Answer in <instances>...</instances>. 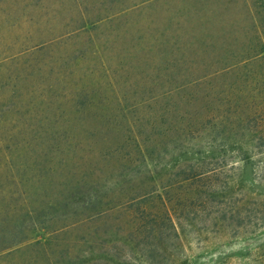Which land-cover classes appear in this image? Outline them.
Instances as JSON below:
<instances>
[{"label": "rangeland", "instance_id": "374dc122", "mask_svg": "<svg viewBox=\"0 0 264 264\" xmlns=\"http://www.w3.org/2000/svg\"><path fill=\"white\" fill-rule=\"evenodd\" d=\"M248 1L260 3L0 0V221L8 219L0 225L22 220L27 227L21 242L0 251V264L103 263V256L75 258L88 256V244H75L94 231L128 255L129 247L119 245L122 233L150 219L145 206L164 222L159 264H260L264 150L254 148L253 129L262 119L248 114L252 120L237 134L242 149L222 152L212 197H190L208 179L183 180L197 170L189 165L213 158L210 136L197 137L194 127L206 100L217 91L231 95L243 102V113L264 104L257 94L264 79L241 95L237 71L212 76L220 63L205 64L211 48L253 43ZM91 164L101 170L93 174L101 186L109 174L118 181L113 211L65 231L36 224L35 214L47 213L44 223L59 225L58 209L45 204L65 200L76 188L66 180ZM129 213L135 220L126 222ZM169 213L174 231L167 228Z\"/></svg>", "mask_w": 264, "mask_h": 264}, {"label": "trees", "instance_id": "16d2710c", "mask_svg": "<svg viewBox=\"0 0 264 264\" xmlns=\"http://www.w3.org/2000/svg\"><path fill=\"white\" fill-rule=\"evenodd\" d=\"M248 4L249 10L245 16L249 20L248 25L250 26L249 29L251 28V40H253V43L240 48L231 43L230 46L228 45L227 48H224L222 51L217 50L215 47L211 48L206 53L207 61L205 62L206 65L208 63H220L213 66L215 69L212 72V76L218 73L227 74L237 71L244 81V85L239 91L241 95L244 93L246 94L248 91L252 93L253 91L250 88L253 83H259L260 79H264V0H260L257 6L251 1H248ZM242 29L241 34L247 35L249 29L245 27ZM235 32L236 29L230 30L228 37L230 38ZM212 92L211 90L210 94H212ZM257 94L264 96V90L261 89ZM214 97V99L206 100L207 107L205 108V116L194 123L197 137L201 138L203 134L210 136L211 141L207 152L209 156L213 158L207 163L201 162L189 165V171L197 170L192 175L187 173L183 179H197L196 181L200 182L208 179L205 183H202L200 187H198V185L192 187L193 191L190 193V197L196 200L208 199L217 192V186L213 189V179L218 176V173L223 169L222 165H219L225 157L221 158V156H223L222 152L225 150L236 151L237 149H242V141H240V137L237 134H241L238 132L243 130V122L245 123L248 119L252 120L248 115L250 113L262 119V123L257 127L255 126V129H253L255 140L253 146L254 148L264 150V104L253 109L249 113H243V109L241 108L243 102L240 103L235 99L236 97L233 98L228 94L222 97L219 91H217ZM104 157L106 159L107 155ZM209 164H211V168H209ZM205 168H207V171ZM100 171L98 167L91 164L81 172L79 178H70L66 180L70 183L69 188H76L71 189L69 196L65 200L60 202L56 201L54 203H50L49 201L45 204V206L54 205L58 209L56 216L52 213L57 219L60 218V223L57 227L52 229L49 225L44 223L43 219L47 216V213H36L34 217L35 223L44 229H50L51 232L57 230L65 231L71 229L75 225L77 226L83 223L91 224L104 215H109V212L113 211L114 208V205H112L113 201L110 197L111 189L112 186L117 185L118 181L109 174L102 183L104 187L101 186L99 183L100 181L93 177L95 172ZM220 188H222V186H220ZM148 193V196L151 195L150 192ZM156 195L160 197V194ZM78 203H80V206H77ZM139 203L140 202H137L135 204ZM138 209H140V207H136V210ZM141 210H143V215L148 216L150 219L145 220V218L143 219L142 217L139 219L141 221L136 220L134 222L133 227L128 230L127 235H123L122 233L123 237L119 245L129 247L130 251L128 255H126L127 251L117 253L115 248L118 246V243L107 238L105 234L102 237H96L97 234L96 231H94L93 233L90 232L87 237L82 238L80 244L78 242L75 244L77 246L88 244L87 247L83 249V253L89 252L88 256L82 254L80 256V254H78L75 258L80 259V261H87L103 256V263L100 264H131L132 258L136 260L139 259L145 264H159L160 261L164 259V253L162 251L166 246L165 239L162 238L164 222L162 223V221H159V218L149 213V206H145L141 208ZM146 213L149 215H146ZM166 216L167 228L174 231L176 227L172 215L169 213ZM134 218L132 213H129L126 222L135 220ZM4 220L8 221L6 217H4ZM4 220L2 221L4 222ZM2 221H0L1 224H3ZM15 222H18L17 227L14 226V224L11 227H7L8 224L0 225V251L9 248V246L14 243L17 244L21 242L22 237L20 238L19 236L24 230H27V227H25V223L22 220H17ZM134 234L135 236L133 237ZM109 243L110 245L108 246L107 244ZM104 245L108 246V249H106ZM258 262L264 264V254ZM93 264L97 263L93 262Z\"/></svg>", "mask_w": 264, "mask_h": 264}]
</instances>
